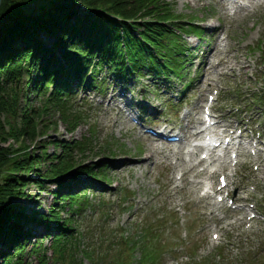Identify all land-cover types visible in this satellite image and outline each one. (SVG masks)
Returning a JSON list of instances; mask_svg holds the SVG:
<instances>
[{
	"label": "rangeland",
	"instance_id": "rangeland-1",
	"mask_svg": "<svg viewBox=\"0 0 264 264\" xmlns=\"http://www.w3.org/2000/svg\"><path fill=\"white\" fill-rule=\"evenodd\" d=\"M165 1L177 13L196 20L199 28L204 29L203 38L197 37L194 32L182 37L184 46L191 51L188 55L191 62L186 64V80L194 78V81L186 89V103L178 104L174 98L172 102L175 105L168 107L167 113H171L167 116L163 114V106L171 97L184 94L183 82L181 79L163 81V89L159 91L157 85L156 89L152 85L154 80L146 76L137 88L126 92L128 99L129 96L134 98L133 107L143 106L147 112L155 114L154 125L160 121L168 122L173 127L172 131L174 128H182L186 135H191L192 125H198L202 118L201 108L207 95L218 87L219 100L214 105L218 115H226L227 120L235 124L237 116H243L247 122L253 112L254 119H257L253 127L263 130L264 5L253 6L247 13L232 17L215 0ZM47 36L41 33L43 40L48 39ZM53 41H49L48 46L54 45ZM214 48L222 50L227 57L222 65L210 72L208 66L215 60L210 56ZM193 56L195 60H191ZM104 75L108 78L106 73ZM31 76L32 73L24 74L20 79L19 94L20 97L23 95L20 102L29 105L31 110L38 109L39 115L44 118L42 122L39 120V129L46 131L47 135L38 138L36 142L30 136H22V143L11 137L8 144L18 148L25 143L32 152L43 154L45 151L55 153L63 149L61 145L54 144V140H82L86 148L75 152L77 160L95 166L96 170L110 163L109 167L103 166L108 180L87 192L90 204L87 203L88 206L79 212L75 222L81 236L76 243L80 251L78 261L73 264H112L110 261L113 257L121 254L125 256L122 253L124 251L130 254L129 264L141 262V258L147 257L157 260L150 264H264V216L246 222L240 213L221 212L219 220L211 219L209 200L199 201L198 197L201 185L198 181L201 177H195L192 172L198 155L193 152L184 153L187 141L172 145L166 140L143 133L135 121L128 120L126 113L129 107L125 105L126 101L121 100L116 108L113 107L109 100L114 92L112 89L107 92L106 86L102 90L89 92L87 90L93 88L72 85L77 92L72 94L70 111L67 110V113L70 116L79 113L81 118L71 128L62 119L60 108L52 109L48 115L40 111L42 101L46 100L52 86L26 94V82ZM109 77L114 82L113 75ZM169 86H172L171 89ZM252 99L255 102L248 105ZM237 107L240 109L237 110ZM23 110L25 107L19 109V114ZM179 112H182L180 117ZM125 153L127 157H124ZM254 156L242 153L238 160H249V163L242 170L238 168L237 175L231 171L228 156L213 166L226 169L227 177L234 183L232 187L241 186L238 192L240 199L249 196L254 202L260 200L256 208L264 215V151L259 157ZM133 158L140 160L133 164ZM48 162H40L39 169L45 170ZM186 171L189 173L183 179L182 175ZM240 171L243 172L242 178H239ZM81 177L87 181L89 179L85 175ZM214 180L216 184L217 174ZM70 187L73 189L74 184L71 183ZM57 188L56 182L40 188L32 181L26 188L30 197L22 198L20 202L27 211L38 209L47 212L54 202L58 204L53 196ZM250 205L253 206V203ZM68 209H60L64 217L69 214ZM33 227L40 232L43 247L51 249L52 239L43 236L44 225L35 226L34 223ZM215 231L223 232L222 240L213 239ZM31 246L28 245L27 251ZM84 252L93 253L94 258H99H87ZM105 252L107 259L100 263L101 256L96 253ZM50 254L51 250L47 255L50 257ZM25 258L30 264H38L32 254H26Z\"/></svg>",
	"mask_w": 264,
	"mask_h": 264
},
{
	"label": "trees",
	"instance_id": "trees-1",
	"mask_svg": "<svg viewBox=\"0 0 264 264\" xmlns=\"http://www.w3.org/2000/svg\"><path fill=\"white\" fill-rule=\"evenodd\" d=\"M191 23H194L193 19L177 13L165 0H2L0 264H30L26 254L34 255L38 264H73L78 261L80 251L76 243L81 232L77 231L75 222L79 212L90 204L88 189L108 180L104 169L110 166L105 164L96 170L95 166L77 160L75 152L86 148L82 140H54V144L63 149L43 154L32 152L25 143L18 148L8 144L11 137L22 143V136H30L36 142L47 135L46 131L39 129L44 118L38 109L31 110L29 105L20 102L23 97H20L21 77L32 73L26 82L28 95L52 86L40 111L48 115L52 109L60 108L62 119L74 128L81 116L67 113L75 91L72 85L102 87L99 75L105 65L110 71L137 81L146 73L156 80H184L189 59L182 37L189 28L192 29ZM41 33L47 34L48 39L43 40ZM49 41L54 45L48 46ZM21 107L25 110L19 114ZM44 160L50 161L47 168L39 169L38 164ZM82 175L88 176L90 183L80 189H71V183L74 186L83 183L79 180ZM32 181L40 188L56 182L58 188L53 196L58 204L54 202L47 212L27 211L20 200L30 197L26 188ZM66 207L69 214L64 217L60 209ZM34 223L35 226L44 225L43 236L52 239L51 249L43 247V239L35 235ZM29 244L32 246L27 251ZM49 250L50 257L47 255ZM122 253H125L124 257L117 255L110 263L129 264L130 254ZM84 254L87 258H94L93 253ZM96 255L101 256L100 263L107 259V252ZM140 260L131 264L157 261L152 257Z\"/></svg>",
	"mask_w": 264,
	"mask_h": 264
},
{
	"label": "bare ground",
	"instance_id": "bare-ground-1",
	"mask_svg": "<svg viewBox=\"0 0 264 264\" xmlns=\"http://www.w3.org/2000/svg\"><path fill=\"white\" fill-rule=\"evenodd\" d=\"M216 1H218L219 3H225L226 2V0H216ZM259 4H261V5H264V0H261L260 1V3L258 2L257 4H256V6L258 7L259 6ZM246 5H241V10L245 13V7ZM210 56H212V57H214V58H216L219 62L220 61H224V59H225V57H227V54H225V56L224 57H222V55L220 54V52L216 49V48H214L213 50H212V52H211V55ZM211 65V64H210ZM213 65V64H212ZM215 67L217 66V64H215L214 65ZM104 68H108V65H105V67ZM232 68V67H231ZM126 101V103H129V99L127 98V95L125 94V91L123 90V89H120V92L119 93H114L111 97H110V100L109 101H112L111 103L113 104V107L114 108H116L118 105H119V101ZM208 151V154H209V156H211V151H210V149H208L207 150ZM140 159L138 158H133L132 159V161H139ZM194 171V170H193ZM188 171L187 172H185V174L186 175H188ZM197 174H200L199 172H197ZM212 188V187H211ZM214 190V189H213ZM210 193H211V191H210ZM37 234H39V236H40V232L39 231H37L36 232V236H38Z\"/></svg>",
	"mask_w": 264,
	"mask_h": 264
},
{
	"label": "water",
	"instance_id": "water-1",
	"mask_svg": "<svg viewBox=\"0 0 264 264\" xmlns=\"http://www.w3.org/2000/svg\"><path fill=\"white\" fill-rule=\"evenodd\" d=\"M1 5H2V0H0V9H1Z\"/></svg>",
	"mask_w": 264,
	"mask_h": 264
}]
</instances>
